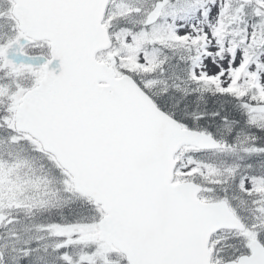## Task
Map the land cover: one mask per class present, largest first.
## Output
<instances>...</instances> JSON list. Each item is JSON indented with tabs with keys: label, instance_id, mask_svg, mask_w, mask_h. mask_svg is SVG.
<instances>
[{
	"label": "snow or ice",
	"instance_id": "1",
	"mask_svg": "<svg viewBox=\"0 0 264 264\" xmlns=\"http://www.w3.org/2000/svg\"><path fill=\"white\" fill-rule=\"evenodd\" d=\"M0 264H264V0H0Z\"/></svg>",
	"mask_w": 264,
	"mask_h": 264
}]
</instances>
